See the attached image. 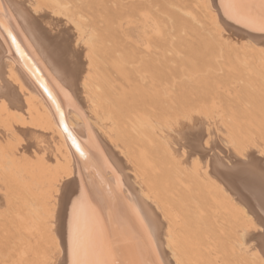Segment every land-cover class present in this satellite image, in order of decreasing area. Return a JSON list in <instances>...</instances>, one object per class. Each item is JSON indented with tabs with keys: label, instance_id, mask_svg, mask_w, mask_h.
Wrapping results in <instances>:
<instances>
[{
	"label": "bare ground",
	"instance_id": "bare-ground-1",
	"mask_svg": "<svg viewBox=\"0 0 264 264\" xmlns=\"http://www.w3.org/2000/svg\"><path fill=\"white\" fill-rule=\"evenodd\" d=\"M3 3L26 59L0 28V264H67L81 188L85 234L131 230L122 259L146 258L138 213L166 264H264L249 197L264 184V34L228 21L221 0Z\"/></svg>",
	"mask_w": 264,
	"mask_h": 264
},
{
	"label": "snow or ice",
	"instance_id": "snow-or-ice-1",
	"mask_svg": "<svg viewBox=\"0 0 264 264\" xmlns=\"http://www.w3.org/2000/svg\"><path fill=\"white\" fill-rule=\"evenodd\" d=\"M206 7L209 10H212L211 3H208ZM220 7L223 9L224 17L228 21L253 32L264 34V0H221ZM7 11L8 9H6L3 0H0V28H2L7 34V38L10 39L11 45L15 47L16 52L20 53L21 58L26 59L12 29L5 23ZM213 19L216 21L217 27H219V21L216 20L215 17ZM219 30L221 33V39H223V28H220ZM25 67L30 73L36 75L34 66L30 67L26 63ZM37 83L47 94L48 98L52 101V105L55 107L56 114L59 116L58 123L60 124L62 134L64 135L69 148L74 149L75 154L81 161H83L85 166L92 164L93 153L91 149L69 126L65 113L62 111L59 102L54 97L47 83L44 82L42 77H37ZM88 135L93 139V143L96 144L94 133L90 127ZM97 151L100 152L101 157H103V153L98 148V145ZM260 154L264 156V144L260 145ZM103 159L104 164L111 168L107 159ZM220 162L225 168L229 167L228 161L224 158L221 157ZM81 183H84L83 177H81ZM111 191V187L109 186V192L111 193ZM83 196L84 191L83 188H81V197L76 201H70L71 218L69 221V259L67 264H166L159 248L156 246L155 240L152 238L151 232L147 229V226L144 225L143 218L140 217L138 213L136 219L144 229L141 233V236L144 239V245L141 246L137 243L136 247L139 249L140 256L146 258H120L126 249L128 251L132 250V244L135 241V237L130 229L120 231L118 227L113 235L110 232L106 233L104 224L98 222L96 227H94L88 234H85L81 228V207ZM249 197L251 201L254 202V204H257L260 210L264 212V184L260 186L259 191L249 190ZM241 213L244 220L251 223V218L248 214L243 212V210H241ZM260 224L264 225V216L260 217ZM259 230L264 231V227H261ZM169 231L171 232V229ZM246 234L247 229H243L239 234L238 243L241 248H244L243 240ZM169 247H171V243ZM168 264H171V262L169 261ZM177 264H179V261H177Z\"/></svg>",
	"mask_w": 264,
	"mask_h": 264
}]
</instances>
